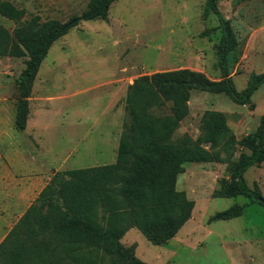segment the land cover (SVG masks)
Wrapping results in <instances>:
<instances>
[{
	"label": "rangeland",
	"instance_id": "1",
	"mask_svg": "<svg viewBox=\"0 0 264 264\" xmlns=\"http://www.w3.org/2000/svg\"><path fill=\"white\" fill-rule=\"evenodd\" d=\"M2 1L25 9L24 20L39 17L40 22L76 25L51 45L31 81L25 131L16 129L15 114L18 83L29 58L0 57V237L39 192L31 189L33 177L47 182L58 171L115 162L126 89L133 80L174 68L221 77L216 52L221 33L208 0H117L106 20L94 21L80 18L89 0ZM217 6L237 40L229 70L235 91L241 93L264 75V0H217ZM0 26L13 34L19 24L0 17ZM187 102L192 108L178 133L192 139L199 135L202 112L232 103L223 94L197 91L189 93ZM239 106V121L227 124L236 141L234 151L222 152L221 163L184 165L177 177L176 189L194 206L176 240L154 246L136 229L120 240L137 260L264 264V207L243 196H214L229 179L230 167L250 154L240 141L256 131L264 115V82L247 105ZM244 179L264 198V160L250 167ZM234 205L243 207L240 217L211 220Z\"/></svg>",
	"mask_w": 264,
	"mask_h": 264
},
{
	"label": "trees",
	"instance_id": "2",
	"mask_svg": "<svg viewBox=\"0 0 264 264\" xmlns=\"http://www.w3.org/2000/svg\"><path fill=\"white\" fill-rule=\"evenodd\" d=\"M117 0H89L83 21L106 20ZM218 18L220 39L216 45L221 79L213 81L186 71H164L136 78L127 86L125 116L117 155L109 165L55 172L23 215L0 243V264H146L120 244L129 229L138 230L154 246L173 239L190 219L194 206L176 180L191 163L223 162L222 152L231 154L236 145L227 127V115L204 111L199 118V135L192 139L179 134L189 115L191 91L224 94L237 105H247L264 75L243 92L235 91L229 57L237 40L218 9L208 0ZM26 11L0 0V17L19 24L13 34L0 26V57L29 60L21 75L16 99L15 127L26 128L31 81L51 45L76 25L39 17L24 20ZM208 33V31L206 32ZM28 75V83L24 77ZM250 154L231 166L214 196H243L264 207L258 189L251 190L245 172L264 160V115L256 131L240 141ZM203 146H208L205 149ZM234 205L215 214L212 221L242 215Z\"/></svg>",
	"mask_w": 264,
	"mask_h": 264
},
{
	"label": "crops",
	"instance_id": "3",
	"mask_svg": "<svg viewBox=\"0 0 264 264\" xmlns=\"http://www.w3.org/2000/svg\"><path fill=\"white\" fill-rule=\"evenodd\" d=\"M175 70H178V71H180L181 70V68H174V69H169V70H166V71H175ZM203 74H205L207 77H208V74L206 73V71L205 70H203L202 69V71H201ZM221 76V75H220ZM230 76L231 77H233V74H232V72L230 73ZM208 79H210V80H213V81H219L220 79H221V77L219 78V79H216V78H214V79H211V78H208ZM191 92H194V91H191ZM198 93H205V92H198ZM219 95V94H218ZM224 95V94H223ZM252 97V96H251ZM230 99V98H229ZM221 100V99H220ZM231 100V99H230ZM250 100H251V98H250ZM226 104V105H225ZM231 104V105H230ZM218 107H215V108H210V109H208V110H206V111H218V112H223V113H225L226 115H227V124L230 126V123L231 122H237V121H239L238 119H239V114L240 113H238L239 112V108H241V106H239V105H237V104H235L233 101H232V103H220V104H218L217 105ZM242 106H245V105H242ZM187 107H188V109L190 110L192 107H191V105H188V102H187ZM27 124H28V122L26 123V129L25 130H27ZM25 130H23V131H25ZM109 165V164H108ZM190 166V164H186L185 166ZM181 174H179L178 175V177L180 176ZM47 179H48V181H49V179L50 178H48L47 177ZM47 181V182H48ZM32 183H31V189H39V192L35 195V197L32 199V201L28 204V206L26 207V209L23 211V213L27 210V208L32 204V202L35 200V198L38 196V194L41 192V190L44 188V186L47 184V182H46V180L45 179H43L42 177H39V176H35V177H33L32 178V181H31ZM44 183H45V185H44ZM187 196V195H186ZM23 213H21L20 215H19V217L17 218V220L23 215ZM16 220V221H17ZM190 220H191V218H190ZM190 220L187 222V223H189L190 222ZM16 221L14 222V224L16 223ZM186 223V224H187ZM14 224H12V226L14 225ZM185 224V225H186ZM184 225V226H185ZM12 226L10 227V229L12 228ZM183 226V227H184ZM182 227V228H183ZM182 228L180 229V231L182 230ZM9 229V230H10ZM132 229H134V228H132ZM9 230L8 231H6V233H3L2 234V236L0 237V243H1V241L6 237V235H7V233L9 232ZM138 231V230H137ZM180 231L178 232V234L180 233ZM139 232V231H138ZM177 236V235H176ZM179 237V236H178ZM175 238H177V237H174L172 240H176ZM162 247H165V245H162Z\"/></svg>",
	"mask_w": 264,
	"mask_h": 264
},
{
	"label": "water",
	"instance_id": "4",
	"mask_svg": "<svg viewBox=\"0 0 264 264\" xmlns=\"http://www.w3.org/2000/svg\"><path fill=\"white\" fill-rule=\"evenodd\" d=\"M24 81H25V84L28 83V75H26V76L24 77Z\"/></svg>",
	"mask_w": 264,
	"mask_h": 264
}]
</instances>
